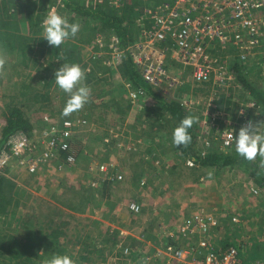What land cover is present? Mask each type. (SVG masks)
I'll list each match as a JSON object with an SVG mask.
<instances>
[{
	"label": "rangeland",
	"instance_id": "374dc122",
	"mask_svg": "<svg viewBox=\"0 0 264 264\" xmlns=\"http://www.w3.org/2000/svg\"><path fill=\"white\" fill-rule=\"evenodd\" d=\"M105 4L110 6L109 3ZM53 7L56 8L57 4ZM59 7H61L60 4H58ZM17 14L21 15L18 11ZM19 28L21 29V27ZM23 34L30 38L31 46L34 45L35 39L43 37L42 32L33 35L27 31ZM87 34L88 32L81 34L79 31L76 37L83 36L84 38ZM96 39L88 40L82 45V54L84 51L85 53H95L98 47ZM37 44L40 42L37 41L33 46L35 47L33 53L29 52L26 56L20 50L8 54L5 51L0 52V59L4 60V63L0 64V145L3 142L5 126L4 104L9 100L6 99L9 94L11 97L27 92L31 98L36 93H41L40 96H45L47 93L50 97L49 102L40 103L34 108L29 104L30 102L21 98L24 105L29 104L28 109L32 108L28 113L31 123L34 125V130L30 133L32 135L44 127L45 116H49L57 122L68 118L84 120L88 125L81 129L78 138L73 143V149L78 153L74 165L60 169L58 161H53L34 174L10 166L6 169L5 174L0 175V178H5L10 182L6 189L7 195L10 192V196L15 201H19L15 213L0 217V237L4 235L0 241H2V247H5L4 249L0 248V264H15V257L20 255L22 243L27 242L31 238V233L38 232L40 227L43 228L40 231L44 236L54 234L60 236L59 243L62 249L65 250V254L73 258L75 264H165L163 261L154 260V251L152 250L171 242V234L177 235L175 233L178 230L173 229L175 224L172 223L170 211L189 204L193 205L190 207L191 209L201 207L210 210L211 215L219 222L217 227L213 226L206 232V237L216 246L224 247L238 235V227L235 224L241 222L242 214L251 213L246 206L237 204V199L244 190L240 183L246 175L239 170L230 168H211L199 171L191 169L190 166L187 167L188 160L186 159V163H184L180 156L175 154L178 152L172 141V133L169 128L171 119L166 112L160 111L157 116L152 113L146 114L147 118L153 115L155 120L152 122L149 118L148 123L144 124L147 132L143 129L141 136L145 139H142V143L139 146H130L134 153L141 154L146 140L149 144L148 149L163 155L164 158H159L160 155L155 156V159L145 157V161H148L145 163L149 165L146 167L149 174L141 175L139 179L135 175L131 180L132 175L129 176L130 169L137 171V174L142 169L143 164L139 162V159L137 163H130L123 167L120 171L124 173L128 171L125 178L129 177L130 188H127L126 182H124V185L110 187L111 193H106V189L103 187L105 181L102 182L100 177L103 180L106 177L107 180L113 173L116 174L117 170L119 171L118 167L120 166L115 159L118 158V154H123L126 160H129L128 158L133 155L117 154V149H114L113 155H111L112 153L104 147V144H110L114 139L113 133L120 130L119 123L123 122L121 114H118L120 107L126 108L131 105L128 92L133 87L123 78V61L120 64H113V66L105 65L101 70H95V67L89 64L86 72L92 73L91 76L87 78L84 71V83L91 89L89 101L83 108L65 116L60 114V110H64L65 105L63 104H66L68 94L60 90L55 83L50 87L45 86L48 84L47 78L51 77L48 76V69L54 59L52 55L55 54L45 48L40 51ZM102 55L104 56V54ZM85 59L88 57L85 56ZM137 71L140 73V69ZM248 72H246L248 83L256 84L264 92V67L259 70L249 67ZM172 74L176 75L174 72ZM26 86L29 88L26 89ZM205 91L207 90L201 89L203 97L209 95V93L205 94ZM234 94L244 104L248 102V99H251L240 88L236 89ZM173 97L179 102L183 101L181 95L175 94ZM124 98L129 103L121 100ZM168 98L170 101H175L172 97ZM64 99H66L65 103ZM43 105L48 106L45 108L46 111H42L44 110ZM225 107L230 111L235 105L231 107L226 105ZM254 112V115L251 114L253 123L264 122L260 110L255 109ZM235 116L236 112H232L231 119L234 120ZM95 125L98 126L97 130L94 128ZM260 131L264 132V125H261ZM107 134L109 137H106ZM202 140L204 141V139ZM202 143H200L201 149ZM4 148L5 145L2 149ZM112 158L114 159L111 162ZM95 182L101 185L100 192H97V188L93 186ZM128 184L129 182H127ZM143 187L145 189L141 190ZM72 191L73 193H71ZM230 196L232 199L227 203V198ZM261 198H257L255 202L258 209L261 204L264 206V200ZM131 203H138L142 207L144 215L132 217L127 209ZM14 204L16 203L14 202ZM70 206L82 211L86 217L78 220L75 217L74 220L59 217L57 208L70 214L64 209ZM117 206L119 210L115 211ZM254 213L255 215L252 214V216L255 220H257L255 217L259 218L263 215L262 222H264L263 210ZM88 214L89 216H87ZM146 218H149L151 222L148 220L141 222ZM234 218H238L239 222H234ZM221 220H224L223 226H226L224 229L220 228ZM230 221H233L234 224H230ZM180 226L178 225V227ZM194 237L190 241H184L183 244L198 242L203 238V232L198 231ZM159 239H162L160 243ZM222 241L227 243L222 244ZM127 249L130 251L127 252ZM261 251L264 254V247L261 248ZM82 254L85 259L80 257ZM42 256H44L42 252H38L31 258L35 263L45 264L46 259ZM148 258L151 260L148 261Z\"/></svg>",
	"mask_w": 264,
	"mask_h": 264
},
{
	"label": "built area",
	"instance_id": "2783aa9c",
	"mask_svg": "<svg viewBox=\"0 0 264 264\" xmlns=\"http://www.w3.org/2000/svg\"><path fill=\"white\" fill-rule=\"evenodd\" d=\"M87 1L121 8L127 0ZM144 1L137 18L140 38L123 47L118 35L112 34L107 39L99 34L96 44L102 52H92L93 55L104 58V63L110 66L120 64L129 55L149 85L157 83L158 91L172 95L183 92V101H176L196 113L199 141L204 142L205 149L217 140L222 150H234L236 134L252 121L251 114H255L259 105L255 100L244 104L234 94L240 85L230 63L236 60L245 72L249 67L253 70L264 67V0H162L156 5L151 4L152 0ZM58 4L64 7L61 0L57 1V7ZM201 89H206L205 94L209 95L203 97ZM196 91L201 93L200 97ZM145 98L147 92L143 89L132 88L128 92L132 109H143ZM223 98L225 102L230 99L236 108L228 111L226 105L219 106ZM232 112H236L234 120ZM44 122L46 127L35 134L18 133L6 142L0 153V175L10 166L34 174L53 161H58L60 169L76 163L78 153L73 143L88 123L66 120L61 125L49 116L44 117ZM187 163L195 165L190 160ZM115 175L107 180L124 179L121 174ZM104 178L100 180L107 181ZM260 191L253 189L254 193ZM128 208L133 215L143 210L138 203H131ZM233 221L239 222L238 218ZM217 222L207 209L199 208L181 223L177 235L171 234V242L155 248L154 260L165 264H245L242 247L216 246L206 237L208 229L218 226ZM198 231L203 232V238L183 244L195 238Z\"/></svg>",
	"mask_w": 264,
	"mask_h": 264
},
{
	"label": "trees",
	"instance_id": "16d2710c",
	"mask_svg": "<svg viewBox=\"0 0 264 264\" xmlns=\"http://www.w3.org/2000/svg\"><path fill=\"white\" fill-rule=\"evenodd\" d=\"M57 1L58 0H0V52L5 51L8 54L20 50V52L26 56L29 52L33 53L32 51L35 48L33 46L39 41L40 44L37 45H39L40 51L45 48L49 49L50 53L55 54L52 55L54 59L53 62L51 61L48 69V76L51 77L47 78L48 84H45L47 87H50L54 83V73L64 63H78L85 71L87 78L92 74L86 72V68L89 64L93 65L95 70L104 69L103 66L106 65L104 63V58L99 59L98 56L96 57L92 52L85 53L84 51L82 54L81 50L83 48L82 45H84L85 42H88V40L91 39H96L99 34H102L107 39L112 34L118 35L123 47L136 42L140 38V28L138 23H136V19L140 14L139 12L144 6V3L142 4L141 2H138L140 0H127L121 8L110 7L105 3L98 4L97 1L92 4L87 0H62L64 7H57V10L61 14L67 15L70 22H78L81 26V34L86 32H88V34L85 35L84 38L83 36H78L75 37V39H68L59 48L50 46L46 40H43V37L37 40L35 39L34 45L31 46L29 43L30 38L26 37L27 35L25 36L23 32L29 31V33L33 35L41 33V23L44 16L50 8L57 4ZM17 11L21 15L18 16ZM13 18L19 20L16 21ZM19 27H21V29ZM97 52L101 53L102 50L97 47L95 53ZM85 56L88 57V59H85ZM230 65L232 70L237 74V82L241 86L242 92L248 94L249 98H251L247 101L255 100L259 105L261 116L264 117V92L256 86V84L250 85V83H248V79L245 76V68L241 67L236 60L231 61ZM122 75L126 81L132 83L133 87L143 89L147 94H150L157 101L159 111L163 113L166 112L169 115L171 119V124L169 125L171 133H173L174 128L179 125L180 121L185 116L191 115L195 118L192 127L189 129V133L192 137L191 142L187 146H181L179 148L174 144L176 146V151L182 158L191 160L195 165L202 168H230L239 170L252 179L256 185L264 191V156L258 154L251 160L245 159L237 154L236 149L222 150L220 143L214 139L215 142L212 146L203 151L199 148L198 144L200 128L196 114L185 109V107L177 101H166L163 97L152 91L149 84L139 75L136 65L133 63L129 55L123 60ZM25 88L28 89L29 86L28 88L27 86ZM26 94L27 92L12 95L11 97L9 94L8 98H6L9 100L4 104L5 110L3 118L5 126L3 128V142L0 146V153L2 152V147L14 135L18 133L32 135L30 133L34 130V125L31 123V118H29V111L38 104H45L51 100L47 93V96H40L41 93H36L31 98L28 94L27 98ZM21 98L30 102L29 104H31L32 108L28 109L29 104L24 105ZM65 100L66 99H64V103ZM224 105L231 107L234 104L230 99L225 102V98H223L219 102V106L222 107ZM43 106L42 108H44V110L42 111H46L45 108L48 106ZM118 108L119 107L117 106L116 109L118 110ZM122 108L124 107H120L119 112H117L118 114H121L122 120L125 121L128 118V107L123 110ZM63 111L64 110H60L61 115H63ZM66 120H73V118L63 119L60 121V124L62 125ZM44 126L46 127L45 122ZM135 139H137V136H135ZM62 156L64 158L66 157L65 154ZM9 184L10 182L7 179L0 178V217L15 213L17 205L19 204V201H15V199L10 196V192L9 195H7L8 192L6 189ZM71 193H73V191ZM77 193L80 194L78 191ZM14 202L16 204H14ZM67 209L71 212L78 211L73 206H70L69 208L67 207ZM59 217L75 219L74 216L63 211L59 212ZM40 228L42 231L43 228ZM40 230L31 233V238L27 242L22 243L21 253L15 257V264H38L31 258L32 255H36L38 252H42V255H44L42 257L45 259L54 254H65V250L62 249V246L59 243L60 236H58V234L55 235L53 233L54 235L44 236L43 232ZM239 246L240 244L238 247ZM0 248H5L2 247V241H0ZM83 255L84 254L80 255V257L83 258ZM252 258L264 259V254L255 253Z\"/></svg>",
	"mask_w": 264,
	"mask_h": 264
},
{
	"label": "crops",
	"instance_id": "0c3cea01",
	"mask_svg": "<svg viewBox=\"0 0 264 264\" xmlns=\"http://www.w3.org/2000/svg\"><path fill=\"white\" fill-rule=\"evenodd\" d=\"M138 2H141L143 4L145 1L144 0H140ZM160 2H162V0H152L151 4L152 5H156V4H159ZM139 75H140V73H139ZM247 75L248 74H245L246 77H247ZM127 83L132 85L130 81H127ZM124 88L126 89V87H124ZM240 88H241V86H240ZM133 89H137V88L133 87ZM126 92H127V90H126ZM195 93H196L197 96L200 97L199 91H196ZM158 95L163 97L166 101L172 102V101H170V99L168 97H172L176 101V98L173 97L175 94L172 95L171 93H168V92L164 93V92L159 90L158 91ZM178 95L179 96L183 95V92H180V94H178ZM121 100L122 101H126V103H129V101H127L126 98L121 99ZM152 102H154V103L151 105ZM143 104H144V108L141 109V110H140V108H138L139 110H136L135 108L132 109V107H128L127 108V110H128V113H127L128 118L125 121H123V122L120 121V123H119L120 130L117 131V133H113L114 134V136H113L114 139H112V140L110 139L111 143L110 144L109 143L108 144H104L105 149H107L110 153H112L111 155H113V152H114L113 150L114 149H117V154L118 153L133 154L131 158H128L129 160H126L123 154H120V155L118 154V158H115L116 161H118L117 162L118 165L120 166V167H118L119 171L117 170V173L123 175L124 178H125V176H126L128 171H126L124 173V172H121L120 170H122V168L127 166L128 164L137 163L138 159L140 160L139 162H141L143 164V167H142L141 170L138 171L139 174H137V171H134L133 169H130L129 176L132 175V177L130 178L131 180H133V177L135 175L139 179V177L141 175H146L147 176L149 174V173H147L148 168L146 169V167L149 166V165H147L148 163H145V162H148V161H145L146 160L145 157H148L149 159H151V158L155 159V156H159L160 155V154H158L156 152H153V151L148 149V147H149L148 145L149 144H147L146 140H145V145L143 146V150H142L141 154L134 153L133 152L134 150L130 148L131 145H138L139 146V144L142 143V139L144 137L141 136V134H142L143 129H144V131H146L145 130L146 128H144V124L148 123L149 118H150V120L152 122H154V120H155L154 116H157L160 113V111L158 109V106H157V101L150 94H147V98L144 99ZM148 113L149 114L152 113L154 116L150 115V117L147 118L146 114H148ZM140 118H142V119H140ZM144 121H145V123H144ZM156 126H157V124H156ZM117 127H118V125H117ZM94 128H95V130H97L96 128H98V126L95 125ZM135 136H137V139H135ZM106 137H109V134H107ZM161 142H163V141H161ZM200 143H202V142L201 141L198 142L199 148H200ZM204 149H205V146L203 144L202 150L205 151ZM175 154H177V156L179 155L181 160H182V162L186 163L185 162L186 159L182 158L179 153H175ZM159 158L163 159L164 156L160 155ZM113 159L114 158H112L110 161L112 162ZM186 165H187V167L190 166V165H188V163H186ZM190 168L191 169H198L199 171H206L207 170V168H202V167H199L197 165L190 166ZM112 176H116L115 173H113ZM241 179H243V178H241ZM123 180L122 181H117V180H113V181L112 180H107V181H105L103 187H104V189H106V193H111V191L109 190L110 187H116L117 185H121V184L124 185V182H126L127 188H130V183L131 182L129 180V177L125 178L124 181ZM127 182H129L128 185H127ZM241 184H242V187H243L244 190H243V194L240 195V197L237 199V204H240V206L241 205L242 206L243 205L246 206L247 210H250L251 213L247 212V214H242L241 222L239 224H237V223L235 224V226L238 227V229H237V234L238 235L233 237V240L230 243H227L226 241H222V244L224 242L227 243V245H225V246H228V245H237L238 246L240 244V247H242V249H243V251H242L243 252L242 259L244 260L245 264H264V259L252 258V256L255 255V253H262L261 248L264 247V222H262L263 215H261L259 218L255 217L257 220H255L254 216H252V214L255 215L254 212L258 213V210H263L264 211V206L262 204L259 206V209L255 206L256 199L264 197V191L262 190L259 193H254L253 192L254 188H256L258 190L260 188L248 176H245V179H243V181L240 183V185ZM100 187H101V185H98L97 187H95V188H97L96 189L97 192H100V190H101ZM143 189H145V187H143L141 190H143ZM149 189H150V187H149ZM142 195H140V196H142ZM257 196H260V197H257ZM223 197L225 198V196H223ZM231 199H232L231 196L228 197L227 198V203L230 202ZM261 199L264 200V198H261ZM223 205H225V204H223ZM192 206L193 205H190V204L188 206H180V207L177 206L179 208H177L176 210L173 209V210L170 211L171 212L170 216H172V223L175 224L173 229H177L178 225L180 226L181 223L183 222V220L185 218H187L189 214L191 216L192 213H194L199 208H201V207H195L194 209H191L190 207H192ZM53 208H54V206H53ZM55 208H57V207H55ZM118 208L119 207L117 206L115 211L119 210ZM64 209L67 210L70 214H72V216H74L76 218V220L81 219L83 217L84 218L86 217V215H83L84 213H82V211L71 212L69 209H66V208H64ZM127 209H129V208L127 207ZM57 210H59V212H60L59 208H57ZM128 213L132 217H137L138 216V215H133L130 212V210L128 211ZM139 215H144L143 210H142L141 214H139ZM244 215H246L247 217L246 216L243 217ZM87 216H89V214ZM141 219H144V218L141 217ZM147 220L149 222H151L149 220V218H146V220H143V221L141 220V222H147ZM160 222L163 223V221H160ZM223 222H224V220H221V223H222V226L220 225L221 229L226 228V226L225 227L223 226ZM230 224L233 225L234 222L230 221ZM168 233H170V232H168ZM156 241H158V240H156ZM160 241H162V239H159V243H160ZM148 246H151V245H148ZM217 246H219V245H217ZM154 247H156V246H154ZM154 250L155 249H153L152 251H154Z\"/></svg>",
	"mask_w": 264,
	"mask_h": 264
},
{
	"label": "clouds",
	"instance_id": "9594fccd",
	"mask_svg": "<svg viewBox=\"0 0 264 264\" xmlns=\"http://www.w3.org/2000/svg\"><path fill=\"white\" fill-rule=\"evenodd\" d=\"M80 27L78 22H70L67 15L61 14L55 7H52L47 11L41 23L43 40H46L50 46L59 48L66 40L75 38ZM3 63L4 60L0 59V64ZM84 79V70L78 63H64L55 71V85L68 94L63 111L65 116L83 108L89 101L91 89L84 83ZM194 119L191 115L185 116L174 128L172 141L178 148L187 146L191 142L189 129ZM261 125H264V122L248 121L239 129L235 139V149L239 156L249 160L258 154L264 156V132L260 131ZM45 264H75V261L70 255L54 254L45 260Z\"/></svg>",
	"mask_w": 264,
	"mask_h": 264
},
{
	"label": "bare ground",
	"instance_id": "6f19581e",
	"mask_svg": "<svg viewBox=\"0 0 264 264\" xmlns=\"http://www.w3.org/2000/svg\"><path fill=\"white\" fill-rule=\"evenodd\" d=\"M138 69V67H137ZM151 87V90L156 92L158 94V90L156 89L158 86H157V83H152L151 85H149Z\"/></svg>",
	"mask_w": 264,
	"mask_h": 264
}]
</instances>
